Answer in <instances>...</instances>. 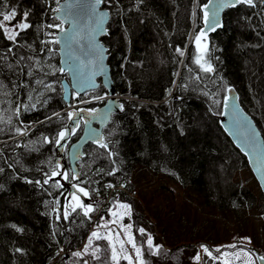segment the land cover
<instances>
[{"label":"trees","instance_id":"trees-1","mask_svg":"<svg viewBox=\"0 0 264 264\" xmlns=\"http://www.w3.org/2000/svg\"><path fill=\"white\" fill-rule=\"evenodd\" d=\"M207 2L103 0L110 21L102 41L123 109L104 128L103 142L85 148L79 178L64 160L69 179L83 181L88 192L93 210L85 215L52 176L60 166L55 141L74 100L92 99L80 107L94 110L108 91L100 84L67 103L59 45L48 41L49 25L62 27L54 0H0V19L15 8L11 23L30 25L14 41L0 28V264H81L73 253L111 197L129 199L124 192L134 190L139 168L196 193L208 207L236 214L259 208L264 215L263 193L237 177L249 170L247 159L219 122L234 86L264 136V3L228 9L223 26L200 46Z\"/></svg>","mask_w":264,"mask_h":264},{"label":"rangeland","instance_id":"rangeland-1","mask_svg":"<svg viewBox=\"0 0 264 264\" xmlns=\"http://www.w3.org/2000/svg\"><path fill=\"white\" fill-rule=\"evenodd\" d=\"M12 21L0 19V23L17 32L19 28L15 26L21 21L16 24ZM202 38L205 37L201 36L199 45L205 46ZM75 98L77 96L73 100ZM92 101L74 100L69 110L72 113L75 109H85L80 106ZM59 164L56 172L60 174L54 177L67 185V189L70 184L74 185L83 195L82 198L73 192L79 197L76 201L72 198L73 193L69 194L70 189L67 190L69 205L79 202L88 206L89 197L80 191V182L83 181L69 179V167L64 161ZM237 177L249 180L248 185L257 194L261 192L250 168L239 172ZM133 180L134 190L124 192L129 199L125 200L121 194L111 197L110 205L92 224L85 246L74 252L81 253L76 256L82 258L81 264H260L258 257L264 256V215L259 208L240 214L230 210L219 211L206 206L196 193L144 168L136 170ZM133 204L142 216L140 223L134 219ZM141 228L143 233L139 231ZM93 232L99 234V239L92 237ZM149 236L152 237V246L147 243ZM89 238L92 241L90 245ZM86 246L87 252L84 251ZM202 246L207 247L211 255ZM113 248L116 260L112 259ZM137 248L140 249L139 255Z\"/></svg>","mask_w":264,"mask_h":264},{"label":"water","instance_id":"water-1","mask_svg":"<svg viewBox=\"0 0 264 264\" xmlns=\"http://www.w3.org/2000/svg\"><path fill=\"white\" fill-rule=\"evenodd\" d=\"M232 0H208L209 25L214 18L219 26L211 30L203 26L206 35L219 29L224 23L225 12L235 6H229ZM218 5H222L219 6ZM239 5V4H238ZM204 9V7H203ZM55 17L64 25L58 33L60 66L67 74L62 85L64 100L71 103L74 94L83 95L97 89L102 84L108 91L104 101L94 110L79 109L74 113L66 127V136L57 145L58 163L67 157L73 174L79 178V161L85 153V148L92 143H101L104 139V128L116 113L123 109L121 96L117 95L112 79L111 67L108 62L109 48L103 43L102 37L107 33L110 21V10L103 6V0H63ZM103 29V31H101ZM200 30V32H201ZM220 125L234 146L243 154L249 168L264 195V136L251 114L243 107L240 95L234 86L227 89L220 116ZM82 124L79 138L65 146L73 132ZM70 193L83 195L70 184ZM261 256V255H259ZM259 260V259H258ZM260 264L264 261L259 260Z\"/></svg>","mask_w":264,"mask_h":264},{"label":"snow or ice","instance_id":"snow-or-ice-1","mask_svg":"<svg viewBox=\"0 0 264 264\" xmlns=\"http://www.w3.org/2000/svg\"><path fill=\"white\" fill-rule=\"evenodd\" d=\"M99 2H100V0H97V3H99ZM210 2H211V0H210ZM261 3H264V0H261ZM238 4H247V5H249V6H253V7L255 6V4H254V0H232V3H231L229 6H235V5H238ZM219 6H222V5H218V7H219ZM203 7H204V22H205V25H206V26H209L211 30H214L215 27L219 26L218 21L214 18L215 14H213L212 23H211V25H209V19H210V18H209V14H208V11H207V9H208V5L206 4V5H204ZM28 15H29L28 12H24V13H23V17H24V18H27ZM16 16H17V10H16L15 8H13V9L11 10V12H9V13H5V14H2V20H3L4 22H10V21H12ZM15 27H18L19 29L24 30V29L29 28L30 25H29L28 23H26V22H21V23L17 24ZM49 27H57V28H59L60 25H49ZM0 28H3L4 32H5L6 34H8V35H7V38H8L9 40H12V41L16 40V37H17V35H18L17 32H15L14 30H12V29L6 27L3 23H0ZM101 31H103V29H101ZM204 35H206V33H205L203 30H201L200 34L196 37V40H197V44H198V45H199V41H200L201 36H204ZM53 42H57V41H53ZM197 63H199V59L197 60ZM59 71H64V69L61 68V69H59ZM206 71H212L211 67H208V68L206 69ZM73 114H74V113H69V118H71V116H72ZM66 134H67V133H66L65 131H61V132L58 134V135H59V139H57V140L55 141V143H56L57 145H59V144H60V141L63 140V139L65 138ZM101 146H102V147H107V145H105V144H102ZM59 174H60V173H58V172H56V171H53V172H52V176H53V177H54V176H57V175H59ZM65 178H67V176H65ZM44 182L47 183L48 181L45 180ZM109 186H111V185H109ZM80 191L83 192V194H84L85 196L88 195V192L85 191V189L81 188ZM72 198H73L74 200H76V201H79V197H77V196L75 195V193L72 194ZM76 206H78V207H84L85 215H87V213H89V212H91V211L93 210L91 205H88V206L85 207L83 204H80L79 202L77 203ZM122 207H124V208H128L129 206H128V205H122ZM72 210L75 211V207H73ZM67 217H68V213H67V211H65V213H64V218L67 219ZM128 227H130V225H129ZM139 231H140L141 233H143V232H144V229L141 228V229H139ZM92 237H96L97 239H99V234H98L97 232H93V233H92ZM91 242H92V241H91V238H89V245L91 244ZM147 243H148L149 246H152V237H151V236L148 237ZM202 247H204V246H202ZM230 247H235V245H231ZM218 250H219V249H217V251H218ZM17 251H20V249H17ZM84 251H85V252L88 251V247H87V246L85 247ZM136 251H137V254L139 255V253H140V249L137 248ZM204 251H205L206 253H208L209 255H211V253L209 252V250L207 249V247H204ZM74 255H76V256H80L81 253H80V252H76V253H74ZM126 258H127V257H126ZM112 259H113V260H116V259H117V254H116L115 248H113ZM196 259H199V256H197ZM258 259L261 260V261H264V256H259Z\"/></svg>","mask_w":264,"mask_h":264},{"label":"built area","instance_id":"built-area-1","mask_svg":"<svg viewBox=\"0 0 264 264\" xmlns=\"http://www.w3.org/2000/svg\"><path fill=\"white\" fill-rule=\"evenodd\" d=\"M63 0H54V3L52 4V11L56 13L60 9V4L62 3ZM50 25H55V24H50ZM57 25V24H56ZM61 26L59 28L57 27H50V31L48 33V41L50 40H57L58 39V33L61 30Z\"/></svg>","mask_w":264,"mask_h":264},{"label":"flooded vegetation","instance_id":"flooded-vegetation-1","mask_svg":"<svg viewBox=\"0 0 264 264\" xmlns=\"http://www.w3.org/2000/svg\"><path fill=\"white\" fill-rule=\"evenodd\" d=\"M80 108H84V107H80ZM86 109V108H85ZM79 127H81L82 128V124H80V126ZM66 146H67V144H66ZM66 146H65V148H66Z\"/></svg>","mask_w":264,"mask_h":264},{"label":"bare ground","instance_id":"bare-ground-1","mask_svg":"<svg viewBox=\"0 0 264 264\" xmlns=\"http://www.w3.org/2000/svg\"><path fill=\"white\" fill-rule=\"evenodd\" d=\"M98 99V98H97Z\"/></svg>","mask_w":264,"mask_h":264}]
</instances>
